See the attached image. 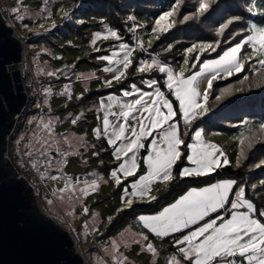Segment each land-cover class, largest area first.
I'll return each mask as SVG.
<instances>
[{"label": "snow or ice", "instance_id": "1", "mask_svg": "<svg viewBox=\"0 0 264 264\" xmlns=\"http://www.w3.org/2000/svg\"><path fill=\"white\" fill-rule=\"evenodd\" d=\"M183 3L184 0H175L171 9L156 19L153 32L167 31L176 23L174 17ZM211 3L212 0H198L195 11L184 15L180 22L203 16L209 11ZM244 9L252 16H264V5L258 7L257 0H248ZM26 12L27 9L20 6L19 0L17 6L11 9V13L17 20H23ZM64 16L67 17L68 13L65 12ZM129 19L134 20L135 17L130 16ZM241 19L240 16L230 17L219 25L218 34H223L224 30L234 21ZM249 32L250 34L241 39L239 43L225 49L217 59L200 62L199 70L189 76H184L183 72L174 73L170 67L161 64L155 57L152 58L151 64L141 60L137 70L146 72L156 65L158 71L166 75L167 78L163 86L179 102L180 112L185 125H187L191 119L208 111V108L198 98L202 97L203 101H207L208 89L212 88L213 80L221 74L227 77L233 73L244 71L245 64L239 59V55L245 45H252L254 51L264 50V26L252 22L249 24ZM101 35V33H96L95 37L99 38ZM235 35H239V33ZM109 36L120 39L116 31H109L103 38L108 39ZM234 38L235 36L231 39ZM226 42L230 43L231 41ZM137 45L141 51L144 50L142 42L137 41ZM217 46H219L218 43L216 46L206 45L203 47L215 51ZM196 47L193 45L186 51L192 52ZM134 51L135 49L129 44L121 43L118 53L113 52L112 55L102 56L99 59L107 61L108 64H121L126 70L132 65L131 57ZM121 53L123 54L122 59H113ZM256 63L260 68H264V59H260ZM259 70V68L256 69L257 72ZM104 71L110 72L112 69L105 67ZM53 74L49 73V75ZM124 75V71H118L113 79L119 81ZM202 76L206 77L207 83L203 92L198 87L199 78ZM248 79V76L243 78V80ZM105 83L111 85L112 81H105ZM145 83L149 88H152L158 82L151 79ZM227 92L228 89H224L221 95L216 96L215 99L220 101ZM68 93L69 89L66 86L64 94ZM136 95L138 98L127 103H120L117 100V103H120V111L106 112L102 118V128L94 129V132L98 138L101 135L107 138L108 145L113 147L112 156L116 161H119L116 168L110 172V177L117 186L122 185L120 174L125 178L137 176L140 168L137 153L140 149H145L148 154L142 158V163L147 165V173L139 175L130 185L131 197H144L149 194L153 181H169L173 178L171 170L176 161L181 158L180 147L185 144L182 137L187 133H182L178 123L173 120V117L176 116L173 103L165 96L160 87H155L154 91L145 92L133 84L131 91L123 92L125 97ZM108 99L116 98L110 96ZM104 107L105 105L101 101L100 108ZM111 107L112 105H108L109 109ZM110 116L114 119L110 120ZM77 119L78 117L73 118L71 122L75 124ZM121 119L123 123H117ZM53 123L52 118L47 121L41 119L37 122L24 147L27 161L40 179L63 181V187L51 190V196L54 199L47 200L49 206L58 209L66 203L79 202L89 192L96 191L99 183L98 178L84 180L81 177H72L62 172L59 175L50 174L53 169L60 172V165L72 149L67 136L57 137ZM259 131L264 133V123L259 125ZM126 133H130V135H126ZM154 133H158V137ZM201 136L202 130H194L192 138L195 143L185 145L191 153L187 155V160L195 167L183 168L180 172L182 177L206 175L214 168L221 166L220 156H223L224 153L215 144L205 143ZM149 137L152 139L146 146L144 141ZM117 141L120 142L119 145H117ZM240 143L243 145L244 140H241ZM248 146L251 147V139H249ZM94 155H98V153H94ZM223 163L227 164L228 160L225 158ZM261 183L264 184V181ZM236 185L237 182L234 180H224L204 188H191L159 213L151 216L141 215L137 220L143 229L155 234L156 237L164 238L179 234L178 238L172 242L175 253L170 256L168 264H264V222H262L264 221V211L258 210L254 203L246 198V190L243 186H237L233 192V187ZM252 187L255 188V185ZM123 191L122 202L131 206L133 200L127 198L129 187H125ZM230 196L234 198L230 199ZM88 211L89 209L85 207L84 212ZM148 238V235H143L144 241H147ZM118 247L117 242L113 240L111 243L114 252L113 264H127L126 258L116 253L115 250ZM146 250L149 253H156L152 243H147Z\"/></svg>", "mask_w": 264, "mask_h": 264}, {"label": "trees", "instance_id": "2", "mask_svg": "<svg viewBox=\"0 0 264 264\" xmlns=\"http://www.w3.org/2000/svg\"><path fill=\"white\" fill-rule=\"evenodd\" d=\"M23 1L25 0L20 3H25ZM33 2L38 5L39 16L35 18L27 11L21 26L23 29L24 25L37 24L40 21L47 24L45 19L48 18L53 19L54 22L58 15H62L61 27L66 33L65 39L58 38L57 41L52 33L46 36L33 31L38 37L32 43L41 41L40 45L34 47L35 59H38L37 63L41 65L45 82L50 86L49 89H43V100L36 101L40 103L41 119L47 121L52 118L55 133L64 129V132L71 131L83 138L90 135L99 123L97 117H91V109L88 106L94 97L117 94L120 90L131 88L133 84L148 89L145 81L148 78L154 79L153 77L158 81V86L167 90L163 86L165 75L160 73L158 68L149 73L137 70L141 60L149 61L156 57L162 64L174 67L176 61L187 53L191 63L196 64L197 71L200 62L218 58L225 49L239 43L250 34V22H264V16H252L245 11L244 5L248 0H212L206 14L180 22L184 15L193 13L198 6V0H184L174 17L177 22L167 31L158 30L155 33L153 27L156 19L169 11L175 0H33ZM262 5L264 0H257V6ZM65 12L68 13L67 17L64 16ZM130 16L135 19L130 20ZM234 16H240L242 19L234 21L223 34H218L219 25ZM109 31H116L120 39L111 36L104 39L103 36ZM30 32L32 31H28ZM96 33H101V37L96 38ZM236 33L239 35H235ZM233 36L235 38L231 39ZM94 37L93 42L91 38ZM228 40L231 42H226ZM137 41L142 42L143 51L138 47ZM121 43L129 44L135 49L131 57L132 65L124 71L125 75L121 77L120 82L114 80L108 88L101 91L90 90L88 87L90 73L87 72L86 66L104 64L106 61L100 60L99 57L109 55ZM217 43L219 46L215 51L203 47L216 46ZM63 45L73 47V50H69V54L66 55L62 51L65 48ZM193 45L197 47L192 52L186 51ZM246 47L245 45L243 52ZM255 61L254 57L244 60L245 69L241 74L212 82L206 101L208 112L202 121L211 130L232 132L235 131L236 125L250 116L256 122V126L251 130L255 134L250 137L251 147L248 146L249 140L245 139L248 142L244 140L243 157L238 167L226 165L207 176L187 179L182 193L188 187L208 185L216 180H234L237 185L233 187V192L237 186H243L246 190V198L253 201L258 210H264V193H260L262 192L260 185L264 180V133L259 131V125L264 123V68H260ZM83 67L86 69H82ZM258 68L260 70L257 72ZM96 71L93 74L96 75ZM49 73L54 74L49 75ZM244 76H248L249 79L243 80ZM66 86L69 89L67 95L64 94ZM224 89H228V92L217 101L215 97L221 95ZM77 117V122L73 124L72 119ZM88 147L94 149V153H98V155L93 154L94 158L99 159L101 165L104 164V168L92 172L94 177H105L109 174V169L115 165L105 162L111 155L110 145L105 137H100ZM104 147L108 149L107 152H102ZM96 148L100 149V154ZM188 152V148L182 146L181 160L175 164V176L183 166ZM83 153L84 151L79 152L80 157H83ZM253 185L255 188L252 187ZM232 198L234 197L231 196L230 199ZM178 235L163 238L168 243L165 254L168 260L175 253L172 242L178 238Z\"/></svg>", "mask_w": 264, "mask_h": 264}, {"label": "rangeland", "instance_id": "3", "mask_svg": "<svg viewBox=\"0 0 264 264\" xmlns=\"http://www.w3.org/2000/svg\"><path fill=\"white\" fill-rule=\"evenodd\" d=\"M21 1L22 0H19V3ZM23 2L25 3H20V6L22 8H28L27 11L31 13V16L37 18L39 16L37 8L38 5L33 2V0H25ZM17 4L18 0H0V11L3 15V18L6 20V24L13 26L17 35L22 37L24 42L27 40L29 35H33L34 39L38 37L37 33L33 31H37L39 34L46 36L52 33V35L57 38V41L58 38L65 39L66 33H64L65 31H63V28L61 27L63 25L62 15H58L57 19H55L54 22H52L53 19L48 18L45 19V21H47V24L40 21L37 24H28L27 27L23 29L21 26L24 22V19L17 20L11 13V9L17 6ZM22 4H24V6H22ZM252 22L256 23L257 25L264 26V22ZM53 25H55V27H53ZM28 31L32 32L28 33ZM48 31L51 32L48 33ZM91 40H93L94 42L95 37L91 38ZM40 43L41 41L38 40L35 43L31 42L27 43V45L25 43L24 45L26 59L21 64V67L23 69L21 70L20 67V70L23 77V84L27 87V89H30L33 101L29 108L30 112L23 114V116H21V118L19 119L20 122L18 123L21 124V127L19 128L18 135L14 138L12 137L11 139H8L9 142L13 143L14 145L12 147V157H10L9 159L11 164L13 165V167L16 168V170L21 172V176L32 186L34 190L33 192L36 195L37 201L41 209L48 216L62 224L71 232L76 241L78 249L84 255L86 264H113L112 256L114 252L111 248V243L113 240H115L119 245V247L115 250L116 253L124 256L126 258L127 264H168V259L165 256L168 243L163 240V238L156 237L155 234L149 233L148 230L143 229L141 223L137 220V218L141 215L151 216L159 213L163 210L164 207L168 206L171 203H174L180 196L187 193L191 188H204L210 186L211 184L224 181L216 180L208 185L188 187L182 193L183 189L185 188L184 185L186 184L185 180L187 179H198L202 176H207L209 174H212L216 169L226 165L235 168L238 167L240 164L241 157H243V145H241L240 142L241 140L245 139L249 140L250 137L253 136L254 132H251V130L254 129V127L256 126V122L250 116H247L242 121V123L236 125L235 131L218 132L216 130H211L210 128H207L205 126V123L202 122L204 116L207 115V111L191 119L190 122L185 125L183 116L180 112L179 102L176 101L174 95L169 93L168 89L165 91L161 86L158 85H155L152 88L148 87V89H145L141 86L136 85L138 88L145 92H151L154 91L155 87H160L161 90L165 93V96L173 103V109L176 112V116L173 117V120L178 123V126L182 133H187L186 135H183L185 137H182L185 141V144L181 145L180 147L181 153L182 146H185L186 143H195L192 138L194 130H202L201 139L205 143L215 144L224 153L223 156H220L221 166L218 168H214V170L208 172V174L206 175H192L182 177L180 175V172L183 168L195 167V165L188 161L186 157V159H184L183 166L180 168L179 173L175 176V164H177L181 160L180 158L173 165V168L171 170L173 178L171 180L153 181V183L150 185V192L148 195H145L144 197H131V183L135 179H137L139 175H144L147 173V165L142 163V158L148 153L145 151V149H140L138 151L137 156L138 163H140V168L137 172V176L125 178L122 174H120L122 179V185L117 186L115 181L110 177V172L111 170L116 168L119 161L113 159V147L110 146L111 155H109V160H106L105 162L107 164L110 163L112 165H115H113L109 169V174L105 175V177L98 178L99 186L96 191L89 192V194L84 196L83 199L79 202L66 203L64 206L59 207L58 209L53 208V206H49L47 204V200L54 199L51 196V190L53 188L59 189L60 187H63V181H51L49 179H40L37 173L31 168L30 164L28 163L27 157L26 159L24 158V155L19 148L23 144L25 145L28 142V138L31 137L32 131L36 127V123L41 120L40 103L36 101H40L41 99L43 100V89L50 88L49 84L45 82L46 80L44 79L45 76L42 75L43 72L41 70V65H38V59H35L36 56L33 52L34 47L40 45ZM246 46L247 47L245 51L243 52L244 48H242L241 53L239 55V59L242 62L244 60L250 59L251 57H254L256 61L264 59V50L254 51L252 45ZM69 50H73V47H69L68 45H66L65 48L62 49V51L65 52L66 55L69 54ZM113 52L118 53L119 46L116 49L112 50L109 55H112ZM122 56L123 54L121 53L120 55L113 57V59L120 60L122 59ZM151 60L146 61L147 64H151ZM166 66L170 67L176 74L183 72L184 76H189L192 73L196 72V64L191 63L190 56L187 53H185L179 61H176L174 67L171 65ZM105 67H110L112 71L105 72ZM86 68H88V73H93L94 71L98 70L96 71L97 74H94V76L97 77L92 80V82H95L93 84L95 85L93 89L100 90L110 86L106 84L105 81L113 80V76L118 74V71H125L121 64H108L107 61L102 65H88L86 66ZM86 68L83 67L82 69ZM157 68L158 67L156 65H153L152 68L148 70V73L151 70ZM241 73L242 72L233 73V75L227 77L221 74L215 80L219 81L225 78L230 79L234 75H238ZM153 78L156 79L155 77ZM166 78L167 77L165 75V80ZM149 80L151 79L148 78V80H146L145 82ZM198 87L199 90L203 92V90L207 87L206 77L202 76L199 78ZM125 90L131 91V88L120 90L117 94L111 93L94 97L92 102L88 104L89 108L91 109V117H97L99 119V113L101 111L107 112V104L111 102V100L108 99L110 96L117 97L121 103H127L132 101L133 99L138 98V95L130 97L123 96V92ZM209 91L210 89H208V94ZM198 99L202 103H204V106L207 108V102L203 101L202 97H199ZM101 101L105 105L103 109L100 108ZM35 112L37 113L35 114ZM245 121H247V123H245ZM117 123H123V120L121 119ZM63 130H57V137L63 138L64 136H67L69 139V143L72 145V149L69 151L68 156L66 157L64 162L60 165V172H57L55 169H53L50 174L59 175L62 172L72 177H81L84 180H91L93 178H96L94 177V174L92 172H96L102 167L104 168V164L101 165L98 161L99 159L94 158L93 154L95 150L92 148L88 149V146H90L91 142H96L100 137L98 138L94 131L86 138H83L81 136L75 135L71 131L64 132ZM126 135H130V133H126ZM154 135L158 137V133H154ZM151 139L152 137H149L148 140L144 141L146 146ZM245 142L248 141L245 140ZM119 143L120 142L117 141V145H119ZM65 148H67V145H65ZM87 149L88 151H85ZM107 150L108 149L105 147L102 148V152H107ZM80 151H84L83 157H80ZM96 151L100 154L99 148H96ZM188 151V154H191L189 149ZM225 158L228 160L227 164L223 163ZM26 175L30 176V179L26 178ZM260 186V190H262V192L260 193H264V184L261 183ZM125 187H129V196L127 198H131L133 200L131 206L123 203L121 199L122 195H124L123 190ZM254 205L256 206L255 203ZM85 207L89 209L87 213L84 212ZM85 225H87V227H85ZM143 235H148L149 238L147 241L143 240ZM134 241H137L138 243ZM147 243L153 244L154 248L156 249L155 254L147 252Z\"/></svg>", "mask_w": 264, "mask_h": 264}, {"label": "water", "instance_id": "4", "mask_svg": "<svg viewBox=\"0 0 264 264\" xmlns=\"http://www.w3.org/2000/svg\"><path fill=\"white\" fill-rule=\"evenodd\" d=\"M25 57L23 38L0 11V264H86L71 232L41 209L32 186L5 157L28 101L19 68Z\"/></svg>", "mask_w": 264, "mask_h": 264}, {"label": "built area", "instance_id": "5", "mask_svg": "<svg viewBox=\"0 0 264 264\" xmlns=\"http://www.w3.org/2000/svg\"><path fill=\"white\" fill-rule=\"evenodd\" d=\"M33 41H34V36H33V35H29L28 38H27V40H26L25 42H24V40H23V43H24V45H25V43H26V45H27V43H31V42H33ZM22 83H24V82H23V77H22ZM23 86H24V90H25V92L27 93L28 101H27L26 106H25L24 109L22 110L23 112H21L20 114H18V115L16 116L17 118H18V117L21 118V116H23V114L30 112V111H29V108H30V105H31V103H32V101H33L32 94H31L30 89H27V87H26L24 84H23ZM115 112H119V111H115ZM104 114H105V112H101V113L99 114V120H100V122H99L98 125H97V129H98V128H102V118H103ZM109 119L112 120V119H114V118L110 116ZM18 122H20V120H18ZM18 122L15 123L13 129L11 130L10 134L8 135V136H9V139H11L12 137L14 138L15 136L18 135L19 128L21 127V124L18 123ZM9 143H10L11 157H12V147H13L14 145H13V143H11V142H9ZM23 145H24V144H23ZM23 145H22L21 147H19V148H20V150L22 151V153H23V155H24V158L26 159V156H25V148H24ZM17 171H18V170H17ZM18 173L21 175V172H20V171H18ZM26 178L30 179V176L26 175Z\"/></svg>", "mask_w": 264, "mask_h": 264}, {"label": "crops", "instance_id": "6", "mask_svg": "<svg viewBox=\"0 0 264 264\" xmlns=\"http://www.w3.org/2000/svg\"><path fill=\"white\" fill-rule=\"evenodd\" d=\"M148 72V71H147ZM89 76H90V79H89V83L90 84H88L89 86V89L91 90V89H93L94 88V86L95 85H93L95 82H92V80H94L96 77L94 76V74L93 73H90L89 74ZM111 81H114V79L113 80H111ZM108 88V87H107ZM93 90H95V91H101L100 89H93ZM103 90V89H102ZM116 99H114V100H111V102L110 103H108L107 104V108H108V105H112V107H111V109H109L108 108V110H107V112L108 111H120V100L117 98V97H115ZM117 100L120 102V103H117ZM101 112H104V111H101ZM100 112V113H101ZM99 113V114H100ZM106 113V112H105ZM96 129H97V127H96ZM102 137H104L103 135H102ZM106 139V138H105ZM107 140V139H106ZM114 159V158H113Z\"/></svg>", "mask_w": 264, "mask_h": 264}, {"label": "bare ground", "instance_id": "7", "mask_svg": "<svg viewBox=\"0 0 264 264\" xmlns=\"http://www.w3.org/2000/svg\"><path fill=\"white\" fill-rule=\"evenodd\" d=\"M22 64V63H21ZM19 65V68L22 66V65ZM23 68L21 67V70H22ZM77 83V82H76ZM23 84V83H22ZM23 112V111H22ZM20 118L18 117H16L15 118V123H17L18 122V120H19ZM8 139H9V136H8ZM5 157L6 158H8V159H10V157H11V149H10V143H9V140H8V142H7V148H6V152H5Z\"/></svg>", "mask_w": 264, "mask_h": 264}]
</instances>
